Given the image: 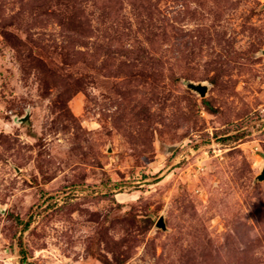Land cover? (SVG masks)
Listing matches in <instances>:
<instances>
[{
    "label": "rangeland",
    "instance_id": "1",
    "mask_svg": "<svg viewBox=\"0 0 264 264\" xmlns=\"http://www.w3.org/2000/svg\"><path fill=\"white\" fill-rule=\"evenodd\" d=\"M263 166L264 0H0V264H264Z\"/></svg>",
    "mask_w": 264,
    "mask_h": 264
},
{
    "label": "water",
    "instance_id": "2",
    "mask_svg": "<svg viewBox=\"0 0 264 264\" xmlns=\"http://www.w3.org/2000/svg\"><path fill=\"white\" fill-rule=\"evenodd\" d=\"M185 85L192 91L199 94L201 97L205 96L206 91L208 89L207 85L203 83H199V82L196 83V82L187 81ZM25 117L26 116L21 117L19 121L22 122L25 119ZM170 148H173V147H170ZM263 179H264V166L262 167L260 172L255 176V181H262ZM156 227L161 228V229L166 228L163 217H159L158 221L156 222Z\"/></svg>",
    "mask_w": 264,
    "mask_h": 264
},
{
    "label": "trees",
    "instance_id": "3",
    "mask_svg": "<svg viewBox=\"0 0 264 264\" xmlns=\"http://www.w3.org/2000/svg\"><path fill=\"white\" fill-rule=\"evenodd\" d=\"M19 246H20V252H22V245H21V239H19ZM22 262H25V255L23 254V257H22ZM26 264H33V263H31V262H29V263H26Z\"/></svg>",
    "mask_w": 264,
    "mask_h": 264
}]
</instances>
